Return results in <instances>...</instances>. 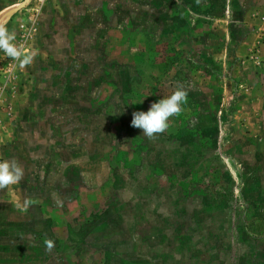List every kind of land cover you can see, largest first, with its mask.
Returning <instances> with one entry per match:
<instances>
[{
    "label": "rangeland",
    "instance_id": "rangeland-1",
    "mask_svg": "<svg viewBox=\"0 0 264 264\" xmlns=\"http://www.w3.org/2000/svg\"><path fill=\"white\" fill-rule=\"evenodd\" d=\"M2 24L32 62L0 51V160L24 169L0 236L37 225L42 264H264V0H27ZM181 86L165 133L131 126Z\"/></svg>",
    "mask_w": 264,
    "mask_h": 264
},
{
    "label": "clouds",
    "instance_id": "clouds-1",
    "mask_svg": "<svg viewBox=\"0 0 264 264\" xmlns=\"http://www.w3.org/2000/svg\"><path fill=\"white\" fill-rule=\"evenodd\" d=\"M0 51L8 58L19 61L21 66L32 62V56L24 55L22 48L16 43V33L10 31L4 24H0ZM187 102V90L183 86L178 87L170 96L152 103L148 111L134 112L131 126L142 129L144 137L154 140L169 129L170 119L180 116L184 111L183 106ZM23 177V166L17 160H0V190L18 184ZM31 203V199H25L23 202L24 210H27ZM43 243L48 252H51L55 247V242L50 238H46Z\"/></svg>",
    "mask_w": 264,
    "mask_h": 264
},
{
    "label": "crops",
    "instance_id": "crops-1",
    "mask_svg": "<svg viewBox=\"0 0 264 264\" xmlns=\"http://www.w3.org/2000/svg\"><path fill=\"white\" fill-rule=\"evenodd\" d=\"M2 9V8H0ZM0 224L11 226L0 218ZM37 225L33 226L32 236L22 230H14L7 236H0V264H42V240L36 235ZM41 234V231L40 233ZM50 239H52L50 237Z\"/></svg>",
    "mask_w": 264,
    "mask_h": 264
},
{
    "label": "water",
    "instance_id": "water-1",
    "mask_svg": "<svg viewBox=\"0 0 264 264\" xmlns=\"http://www.w3.org/2000/svg\"><path fill=\"white\" fill-rule=\"evenodd\" d=\"M26 3H27V0H24L22 3L9 7L5 9L4 11H2V13H0V24H2L11 15V13H13L16 9H18L19 7H22Z\"/></svg>",
    "mask_w": 264,
    "mask_h": 264
}]
</instances>
